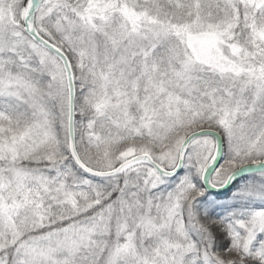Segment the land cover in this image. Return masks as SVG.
Returning a JSON list of instances; mask_svg holds the SVG:
<instances>
[{
    "label": "snow or ice",
    "instance_id": "6c2138e0",
    "mask_svg": "<svg viewBox=\"0 0 264 264\" xmlns=\"http://www.w3.org/2000/svg\"><path fill=\"white\" fill-rule=\"evenodd\" d=\"M0 264H264V0H0Z\"/></svg>",
    "mask_w": 264,
    "mask_h": 264
}]
</instances>
